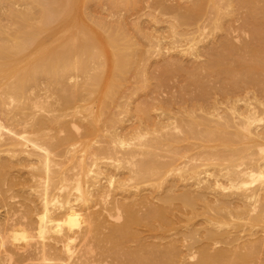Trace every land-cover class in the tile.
Here are the masks:
<instances>
[{
    "label": "bare ground",
    "instance_id": "6f19581e",
    "mask_svg": "<svg viewBox=\"0 0 264 264\" xmlns=\"http://www.w3.org/2000/svg\"><path fill=\"white\" fill-rule=\"evenodd\" d=\"M0 264H264V0H0Z\"/></svg>",
    "mask_w": 264,
    "mask_h": 264
}]
</instances>
